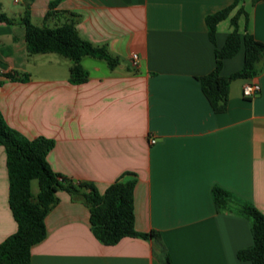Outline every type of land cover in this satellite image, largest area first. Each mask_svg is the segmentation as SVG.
Segmentation results:
<instances>
[{
  "label": "crops",
  "instance_id": "obj_1",
  "mask_svg": "<svg viewBox=\"0 0 264 264\" xmlns=\"http://www.w3.org/2000/svg\"><path fill=\"white\" fill-rule=\"evenodd\" d=\"M49 1L32 2L33 24L53 27L67 19L59 14L44 20ZM233 1L62 0L57 9L77 15L78 34L118 59L111 69L102 59L82 57L88 79L81 84L69 81L67 58L28 55L24 27L0 23V112L6 123L29 139L54 140L46 156L50 168L93 183L99 193L117 179L134 178V227L157 233L172 264H251L237 257L252 244L250 222L218 211L214 187L228 193L232 208L243 202L264 214V70L252 78L260 87L252 97L242 94L250 79L231 81L221 112L212 109L197 79L214 68V49L223 46L240 7L239 33L264 43V0L240 1L210 41L206 16ZM0 4L16 20L23 14L21 0ZM242 65L241 47L223 60L220 74ZM14 71L29 78L3 76ZM56 196L29 264H159L153 240L124 237L104 244L91 231L88 207L65 191ZM15 230L0 146V242Z\"/></svg>",
  "mask_w": 264,
  "mask_h": 264
},
{
  "label": "trees",
  "instance_id": "obj_2",
  "mask_svg": "<svg viewBox=\"0 0 264 264\" xmlns=\"http://www.w3.org/2000/svg\"><path fill=\"white\" fill-rule=\"evenodd\" d=\"M34 0H21L23 14L16 20L8 16L0 4V23L20 24L24 27L28 55L56 53L70 61L69 81L81 84L87 81L88 71L81 65L84 56L104 60L112 69L118 64L104 46H95L83 39L75 28L77 15L57 9L62 0H50L44 20L59 14H67V19L56 26H38L29 19L30 6ZM242 0H234L229 6L209 14L205 18L208 37L215 41L216 25L228 17L232 9ZM259 0H252L255 4ZM244 13L240 7L230 22L232 30L227 34L221 48L214 49L215 66L209 73L199 76L201 90L212 109L221 112L226 109L228 89L235 79H252L264 70V43L248 31L240 34L238 17ZM243 48L242 67L228 76L220 70L224 59L233 57ZM14 81H26L28 74L17 71L3 75ZM1 83V81H0ZM54 140L44 136L29 139L9 126L0 112V146L6 157L8 176V206L16 230L0 242V264H29L31 247L40 242L46 234L44 219L57 203V191H65L72 200L85 204L90 213L93 235L104 244H115L124 237H139L153 240L154 256L159 264H172L168 252L159 235L155 232L141 233L134 227L133 191L135 179H117L99 193L93 183L74 181L54 172L46 156L52 149ZM37 181L38 191L32 192V181ZM212 196L218 211H234L250 222L252 244L237 251V257L251 264H264V214L248 203H237L232 208L229 195L219 187H214Z\"/></svg>",
  "mask_w": 264,
  "mask_h": 264
},
{
  "label": "built area",
  "instance_id": "obj_3",
  "mask_svg": "<svg viewBox=\"0 0 264 264\" xmlns=\"http://www.w3.org/2000/svg\"><path fill=\"white\" fill-rule=\"evenodd\" d=\"M132 63L135 65L137 63V55H131ZM260 87L257 81L250 79L244 86L242 87V94L244 97H252L258 93ZM154 142V140H151Z\"/></svg>",
  "mask_w": 264,
  "mask_h": 264
},
{
  "label": "rangeland",
  "instance_id": "obj_4",
  "mask_svg": "<svg viewBox=\"0 0 264 264\" xmlns=\"http://www.w3.org/2000/svg\"><path fill=\"white\" fill-rule=\"evenodd\" d=\"M15 9H20V4L19 5H15ZM36 20H33V22H35ZM37 181H32V192L35 194L37 192Z\"/></svg>",
  "mask_w": 264,
  "mask_h": 264
}]
</instances>
